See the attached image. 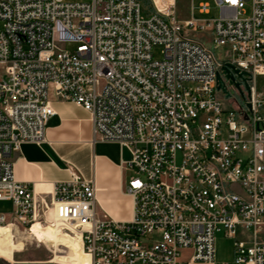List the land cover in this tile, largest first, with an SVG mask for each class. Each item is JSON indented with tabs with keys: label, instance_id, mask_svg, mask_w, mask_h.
I'll return each mask as SVG.
<instances>
[{
	"label": "built area",
	"instance_id": "obj_1",
	"mask_svg": "<svg viewBox=\"0 0 264 264\" xmlns=\"http://www.w3.org/2000/svg\"><path fill=\"white\" fill-rule=\"evenodd\" d=\"M146 1L143 16L139 0H0V200L12 204L0 226L54 222L86 264H181L184 248L264 264V0H214L207 20ZM226 61L248 90L224 76L229 95L217 89ZM50 90L88 112L93 140L130 150L128 220L98 216L95 182L74 168L49 190L14 177L12 154L45 141ZM217 234L232 240L228 261L214 262Z\"/></svg>",
	"mask_w": 264,
	"mask_h": 264
},
{
	"label": "crops",
	"instance_id": "obj_2",
	"mask_svg": "<svg viewBox=\"0 0 264 264\" xmlns=\"http://www.w3.org/2000/svg\"><path fill=\"white\" fill-rule=\"evenodd\" d=\"M49 100L55 114L47 121L45 141L24 142L19 151L12 154L14 177L33 183L37 189H46L44 184L51 187L55 182L67 179L69 169L74 168L83 177L94 180L97 208L113 219L128 220L131 216V201L124 188L131 171L125 169L124 162L130 159V150L116 142L93 140L89 114L74 102L57 97ZM11 211V202L0 200V213L8 220ZM226 245L229 247L227 253L224 251ZM191 253L190 248L180 250L179 262L213 264L193 261L190 259ZM231 258L232 240L217 234L214 262ZM36 264L63 263L41 258Z\"/></svg>",
	"mask_w": 264,
	"mask_h": 264
},
{
	"label": "rangeland",
	"instance_id": "obj_3",
	"mask_svg": "<svg viewBox=\"0 0 264 264\" xmlns=\"http://www.w3.org/2000/svg\"><path fill=\"white\" fill-rule=\"evenodd\" d=\"M68 1H80V0H68ZM140 4H141V14L143 16H146V14L148 12H150L148 6L150 7V4L146 1V0H139ZM207 3L209 5V10L207 13H201L199 12V4L201 3ZM190 5H192L193 7V11H192V16L196 19V20H207L210 19L212 17H215L218 15V8L214 3V0H176L175 3V14L177 16L178 19H185L187 17L191 16L190 13ZM151 8V7H150ZM195 36H197L198 38L204 39L207 43H208V38L209 36L207 35V33H200V32H195ZM68 48H72L73 45H68ZM226 50L225 48H217L214 49V52L217 56H222L224 54ZM154 57L155 58H160L161 55L159 53V48H155L154 50ZM262 80H264V78H262L261 76L257 77V81L260 83ZM56 97L53 93L49 95V98H54ZM99 141V140H98ZM177 159L179 160V156L177 157ZM80 173V172H79ZM127 174V173H126ZM127 197L130 199L131 201V197L127 195ZM97 215L98 216H103L104 214L103 212L97 208ZM37 226H33L32 229H29L26 232H14V238H17L20 235H23L21 233H32L34 229H36ZM26 235V234H24ZM29 240V241H28ZM28 240L24 239L22 240V248L20 250H17L14 254V260L12 262H9L3 258L0 257V264H36L38 259L44 258L49 260L51 258V253L49 252V248L51 249L52 246L49 245V243L43 244L42 241H39L38 236L35 235V239H29ZM229 247L226 245L224 248V251L227 253L228 252Z\"/></svg>",
	"mask_w": 264,
	"mask_h": 264
},
{
	"label": "bare ground",
	"instance_id": "obj_4",
	"mask_svg": "<svg viewBox=\"0 0 264 264\" xmlns=\"http://www.w3.org/2000/svg\"><path fill=\"white\" fill-rule=\"evenodd\" d=\"M155 2L159 7L164 4V0H155ZM44 185L47 186L46 189L36 188V190H49L51 188L48 184ZM34 225L37 228L32 233H21L23 235L17 238H14V232H19L17 229L11 225L0 226V257L12 262L14 252L22 248V240L35 239V235H37L39 241H42L43 244L49 243L54 248V257L51 259L53 262L63 264H86L88 262V256L81 250L75 238L63 237L58 232V227L54 222L46 225L36 222L30 229Z\"/></svg>",
	"mask_w": 264,
	"mask_h": 264
},
{
	"label": "water",
	"instance_id": "obj_5",
	"mask_svg": "<svg viewBox=\"0 0 264 264\" xmlns=\"http://www.w3.org/2000/svg\"><path fill=\"white\" fill-rule=\"evenodd\" d=\"M222 76H224V78H226L230 84H233L240 93H242V90L239 86L240 82H243L244 88L248 90V86L246 84L247 72L240 71L231 62L226 61L225 63H223L220 71H217L215 75L217 89H220L227 97L229 95V92L226 89V85L223 81Z\"/></svg>",
	"mask_w": 264,
	"mask_h": 264
}]
</instances>
